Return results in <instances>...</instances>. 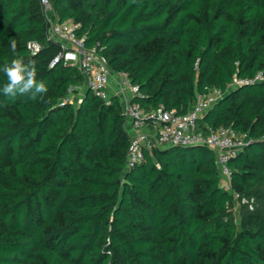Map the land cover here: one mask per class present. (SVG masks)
Listing matches in <instances>:
<instances>
[{
  "label": "trees",
  "instance_id": "1",
  "mask_svg": "<svg viewBox=\"0 0 264 264\" xmlns=\"http://www.w3.org/2000/svg\"><path fill=\"white\" fill-rule=\"evenodd\" d=\"M51 2L140 87L133 102L147 113L184 115L200 94L223 92L199 128L248 138L228 163L240 198L207 147L145 149L128 170L120 98L85 93L76 67H51L58 48L39 0H0V65L34 62L47 88L35 99L0 92V264H264V0Z\"/></svg>",
  "mask_w": 264,
  "mask_h": 264
},
{
  "label": "built area",
  "instance_id": "2",
  "mask_svg": "<svg viewBox=\"0 0 264 264\" xmlns=\"http://www.w3.org/2000/svg\"><path fill=\"white\" fill-rule=\"evenodd\" d=\"M39 2L47 22V39L58 48V54L53 59L51 67L61 62L76 67L84 76L85 90H90L95 97L105 102H110L115 96L120 98L127 119L126 131L130 137L126 165L128 170L144 162L145 149L171 146L207 147L215 153L223 187L230 191L235 199L240 198V195L232 189L228 163L231 157L244 148L248 138L240 137L231 128L221 127L208 132L199 128V121L223 96L220 89L212 88L205 94H200L187 114L177 115L175 111L169 112L163 109L149 114L139 103L133 102L134 97L141 96L140 87L133 84L125 73L113 72L107 59L95 48L90 49L85 46L84 39L77 34L80 25L72 20L61 22L51 0H39ZM29 46L33 53L41 49L36 43H31ZM112 75L117 77L115 92L110 89ZM262 79V75L259 74L255 79L235 80L231 88L241 84H253ZM127 93L131 97L126 96ZM82 94L83 92L80 95ZM149 118H152L153 122L148 123ZM148 124L156 127V134L151 135L144 130Z\"/></svg>",
  "mask_w": 264,
  "mask_h": 264
},
{
  "label": "clouds",
  "instance_id": "3",
  "mask_svg": "<svg viewBox=\"0 0 264 264\" xmlns=\"http://www.w3.org/2000/svg\"><path fill=\"white\" fill-rule=\"evenodd\" d=\"M11 49L15 52L16 43L11 42ZM2 72L8 80V83L0 88L5 96L15 99L19 95H29L35 99L37 94L47 91L43 81L36 79L37 68L34 62L25 63L21 58H13L10 62L0 65Z\"/></svg>",
  "mask_w": 264,
  "mask_h": 264
},
{
  "label": "crops",
  "instance_id": "4",
  "mask_svg": "<svg viewBox=\"0 0 264 264\" xmlns=\"http://www.w3.org/2000/svg\"><path fill=\"white\" fill-rule=\"evenodd\" d=\"M110 89L112 90V92L116 91V87H117V77L116 75H112L111 77V82H110ZM126 96L131 97V95L129 93L126 94ZM147 133L154 135L156 134V127H154L152 124H148L145 129H144Z\"/></svg>",
  "mask_w": 264,
  "mask_h": 264
},
{
  "label": "rangeland",
  "instance_id": "5",
  "mask_svg": "<svg viewBox=\"0 0 264 264\" xmlns=\"http://www.w3.org/2000/svg\"><path fill=\"white\" fill-rule=\"evenodd\" d=\"M81 98H82V95H76V96L73 97V102L76 105H78L79 102H80V100H81ZM242 207L243 206H241V204H238V203L236 204L235 215H236L237 220H239V215L243 211V208Z\"/></svg>",
  "mask_w": 264,
  "mask_h": 264
},
{
  "label": "water",
  "instance_id": "6",
  "mask_svg": "<svg viewBox=\"0 0 264 264\" xmlns=\"http://www.w3.org/2000/svg\"><path fill=\"white\" fill-rule=\"evenodd\" d=\"M89 91H90V90L87 89L85 93H88ZM194 147H200V146H194Z\"/></svg>",
  "mask_w": 264,
  "mask_h": 264
}]
</instances>
